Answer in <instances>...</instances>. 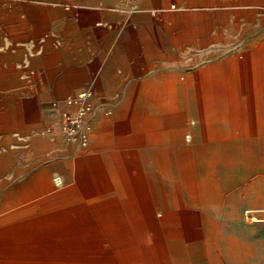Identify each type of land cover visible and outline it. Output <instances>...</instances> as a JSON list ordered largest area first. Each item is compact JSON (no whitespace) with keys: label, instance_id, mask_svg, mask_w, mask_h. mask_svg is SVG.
<instances>
[{"label":"rangeland","instance_id":"obj_1","mask_svg":"<svg viewBox=\"0 0 264 264\" xmlns=\"http://www.w3.org/2000/svg\"><path fill=\"white\" fill-rule=\"evenodd\" d=\"M238 5L0 0V55L31 24L28 12L48 14L44 41L69 26L54 46L96 26L79 12L112 16L126 59L117 74L131 78L132 93L98 98L112 115L99 116L83 148L44 133L59 121L55 98L50 114H36L34 98L0 86V264H264V114L252 112L258 99L242 95L243 81L211 98L226 93L221 82L203 85L209 64L264 39V3ZM12 68L0 64V85ZM188 76L199 89L182 115Z\"/></svg>","mask_w":264,"mask_h":264},{"label":"crops","instance_id":"obj_2","mask_svg":"<svg viewBox=\"0 0 264 264\" xmlns=\"http://www.w3.org/2000/svg\"><path fill=\"white\" fill-rule=\"evenodd\" d=\"M235 1L241 2L237 9L242 13L253 12L264 3V0ZM42 13L39 16L42 19L34 20L32 17L37 16L36 12L33 14L28 12L31 24L20 28L11 37L13 41L11 54L0 55L1 65L14 67L9 78L2 79L0 86L3 96L34 98L33 112L39 114L46 110L50 114L53 109L50 103L46 106L47 99H62L87 88H92L98 98L132 94L131 78L117 74L121 68L126 70V59L123 58L125 51L119 50L120 46L115 44L113 29L117 22L112 16L98 10L79 12L86 18L85 24L96 22V26L87 32H79L60 46H54L51 42L52 37H61L69 26H58L55 30H50L48 33L51 39L44 41L41 36L47 33L46 28L49 26L46 23L50 21L47 20L48 14L45 11ZM57 13L62 16L68 15V12L62 10ZM240 48L250 50L235 55L231 60L209 64L210 71L207 76L211 81L221 82L218 90L226 91L221 95H231L228 91L237 88V82L243 81L242 95L258 99V104L253 105L252 112L264 114V39ZM141 81L137 80L136 84H140ZM223 81L227 83L222 84ZM54 109L58 116L62 107L57 106ZM98 129L100 130L101 126L97 131ZM252 219L255 220V217Z\"/></svg>","mask_w":264,"mask_h":264},{"label":"built area","instance_id":"obj_3","mask_svg":"<svg viewBox=\"0 0 264 264\" xmlns=\"http://www.w3.org/2000/svg\"><path fill=\"white\" fill-rule=\"evenodd\" d=\"M54 105L62 107L59 121L56 126L47 128L44 133L47 135L58 133L65 142L83 148L91 144L98 128L99 116L112 115L109 108H100L99 99L92 88L70 94L57 100ZM54 182L58 186L59 178H55Z\"/></svg>","mask_w":264,"mask_h":264},{"label":"bare ground","instance_id":"obj_4","mask_svg":"<svg viewBox=\"0 0 264 264\" xmlns=\"http://www.w3.org/2000/svg\"><path fill=\"white\" fill-rule=\"evenodd\" d=\"M173 8H174V6H173ZM205 75H206V77H205ZM212 84H213V80L212 81L209 80V78L207 76V73H205L204 76H203V85H204V87H206L207 89H212L213 88ZM183 85H184L185 88L190 87V89H192V92H188V93H184L183 92V94L181 93L183 95V97H182V100H183L182 105L184 106V108H183L184 111L182 112V115H183V113L186 114V113L189 112L188 108L192 107V99L190 100V97L193 96V94L194 95L197 94L198 89H199L198 88L199 84H196L190 76L186 77V80L183 83ZM220 95L221 94L215 92V93H212V94L210 93L209 97L211 98V97L220 96ZM226 96H228V95H226ZM233 96H235V95H233ZM157 120L160 122L161 118L157 117ZM148 122H149V120H148ZM174 126H176V128H180V124H178V123L174 124ZM147 128H148V126H147Z\"/></svg>","mask_w":264,"mask_h":264}]
</instances>
